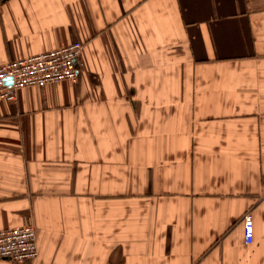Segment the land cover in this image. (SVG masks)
<instances>
[{
	"label": "crops",
	"instance_id": "0c3cea01",
	"mask_svg": "<svg viewBox=\"0 0 264 264\" xmlns=\"http://www.w3.org/2000/svg\"><path fill=\"white\" fill-rule=\"evenodd\" d=\"M74 41L76 83L0 99L26 264H264V0H0V66Z\"/></svg>",
	"mask_w": 264,
	"mask_h": 264
},
{
	"label": "built area",
	"instance_id": "2783aa9c",
	"mask_svg": "<svg viewBox=\"0 0 264 264\" xmlns=\"http://www.w3.org/2000/svg\"><path fill=\"white\" fill-rule=\"evenodd\" d=\"M83 44L74 41L58 49L28 58L12 60L0 66V99L16 101L19 91L48 84L78 81ZM244 243L253 241L251 211L242 215ZM38 258L36 231L33 225L0 230V260L13 264L35 262Z\"/></svg>",
	"mask_w": 264,
	"mask_h": 264
}]
</instances>
